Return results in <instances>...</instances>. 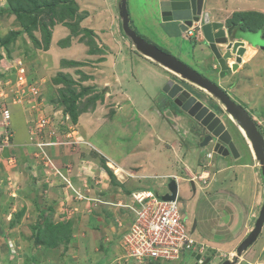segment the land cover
<instances>
[{
  "label": "rangeland",
  "instance_id": "obj_1",
  "mask_svg": "<svg viewBox=\"0 0 264 264\" xmlns=\"http://www.w3.org/2000/svg\"><path fill=\"white\" fill-rule=\"evenodd\" d=\"M262 1L264 0H249L250 4L257 2L259 5H263L260 3ZM54 3L57 5L52 7ZM78 3L79 0H0V117L5 107L8 110L13 107L15 110L11 112L9 122H6L7 129L4 125L0 127V166H6L11 176L8 178L7 174L0 178V264H195L197 261L191 252L173 261H140L126 256L121 247V243H124L123 235L130 231L132 213L119 203H131L132 193L140 189L128 174H122L123 178L118 176L108 166L106 158L100 154L96 145L90 143L93 133L101 126L94 122L96 117L98 121L108 122L114 116L107 109L111 108L110 100L105 104V97H101L104 87L97 84L89 86L82 78L84 62L92 61L83 59L81 55L77 61L67 60L58 52L60 46L66 47L69 42L74 47L82 46L86 53L97 50L96 34L88 28L91 27L88 22L90 16L93 20L94 17L90 14L85 21L88 14L82 11ZM42 4L45 8L38 11ZM14 8L18 11L13 10ZM221 8L222 6L219 9ZM56 26H59L57 31L60 34L57 32L55 35L52 32ZM61 30H64L63 34ZM152 30V35H156L154 41L160 47L167 45L161 29L157 28L159 33ZM242 32L243 38L248 42H264L261 32ZM62 35L65 36L59 39ZM189 41L178 36L175 39V51L179 46L184 47L177 52L169 50L174 56L184 58L182 53H190L192 49ZM202 44L208 45L204 41ZM192 45L196 46V58L205 56L199 50L200 42H192ZM261 65L255 68L251 65L250 78L241 79L246 85L251 84V89L245 94L228 92L251 115L254 113L259 121L262 119L259 129L264 133V62ZM93 67H90V72ZM67 68H74L78 72L77 76L71 75ZM144 76L141 75V81L136 78L132 80L133 88L130 92L140 95L138 111L150 115L153 109L148 106L146 109L144 105L153 102V98H158L156 102H161L159 94L162 93L155 94L157 85L160 84L157 78ZM156 102L153 104L155 110H158L157 107L167 109L165 103L156 106ZM168 107L172 110L174 108L172 105ZM86 115L90 120L86 128H81V132L78 123ZM156 115L162 119L160 114ZM44 118L51 121L50 126L41 129L39 120ZM0 121L3 119L0 118ZM168 122L172 125L169 120ZM136 124L125 117L120 119L117 124L119 131H116L119 133L116 135L119 138L126 133V138H129L130 133L127 132L131 130V137L135 139ZM170 125L168 124L165 132L177 134L174 129L170 131ZM191 129L197 130L199 126L195 125ZM203 129L206 131L205 127ZM110 130L105 129L95 135L103 148L120 145L112 135L109 136ZM187 130L190 131V127ZM180 131L185 139L183 131ZM6 133H9L8 140L5 139ZM23 136L29 138L32 146L17 150L19 140H25ZM191 138L192 133L187 135V143L198 147L197 154H203L205 148H200L199 143ZM49 139L56 140L55 144L60 147L61 155L48 146L46 151L52 162L44 166L47 159L44 162L40 154L41 148L36 144L40 140L48 142ZM233 139L238 140L234 135ZM2 140L5 141L4 146L1 145ZM186 145L184 142L183 146ZM243 149L245 150L244 147ZM103 152L121 164L123 156L119 152ZM10 157L14 158L12 163L7 161ZM155 159L157 164L154 168L157 173L172 172L168 163L161 158ZM227 159L223 163L224 168L237 163L236 160L231 161V157ZM256 163L257 166H253L257 170L259 162ZM200 169L210 171L211 175L206 172L198 179ZM240 169L241 166L228 168L218 177L215 175L217 169L214 160L210 168H199L197 176L193 177L199 180L197 195L192 194L193 185L189 180L193 174L186 177L183 171H178L184 177L178 183L181 202L192 204L196 200L197 208L187 207V213L190 227L198 219V225L192 231L193 237L204 241V254L198 264H203L206 258H210L208 264H222L227 259L234 261L235 257L237 259L233 264H241L244 260L246 250L241 254L237 252V247L243 240L238 241V236L233 232L238 234V230L244 228L248 219L246 207L241 206L234 194L242 175L247 176ZM17 171L21 173L16 174ZM200 185L204 187V191L200 190ZM145 188H153L159 193L169 189L168 183L166 186L161 185V181L151 182ZM209 189L213 196L211 194L209 197ZM218 191H222L223 195L217 194ZM261 207L258 209V216ZM210 223L213 226L214 223L219 224L208 235ZM229 227L231 233L227 232ZM260 244H264V236ZM255 259L256 257H252L253 263L258 260Z\"/></svg>",
  "mask_w": 264,
  "mask_h": 264
},
{
  "label": "crops",
  "instance_id": "obj_2",
  "mask_svg": "<svg viewBox=\"0 0 264 264\" xmlns=\"http://www.w3.org/2000/svg\"><path fill=\"white\" fill-rule=\"evenodd\" d=\"M79 1L80 3H78V6L82 9V11L88 14V16L86 15L85 17V21L88 19L90 14L94 17L93 20L90 16V20L88 22L91 23L89 24L91 27L88 28L93 30V32L96 34L94 36L98 40L97 50H95L94 52L88 51L86 53L85 48H83L82 46L74 47V45H71L72 43L69 42L66 47L60 46V51L58 50V52H60V56L66 57L67 60L77 61L79 55H81L83 59H90L92 61V63L84 62L83 71H81L83 73L82 78H84L85 82L90 84L89 86L97 84L104 87L105 91H103L101 97H105L103 100V102L105 101V104L110 100L111 108L107 107V109H110L112 111V114L114 115L113 118L108 122L104 120L98 121L96 117V120L94 122L98 125L101 124V126L95 133H93L94 136L91 138L90 143L92 142L94 143V145H96L97 150L101 152L100 154L106 158V162L109 164L108 166L115 170V173H117L118 176L123 178L122 174H125V176H128L127 174H129L132 175V177H135L132 178L134 179L132 180V182L138 185V188L140 190H137V192L148 190L155 191L153 190V188H145L146 185H149L151 182L153 183L155 181H161V185L166 186V184L170 181V177L172 176H177L179 178V181L181 180V178L184 179V177H181L178 174V171L180 169L186 174V177L193 174V176L190 177L189 180L193 185L192 194L197 195V181L199 182V180L193 177L195 175L197 176L196 172H198L199 168L203 166L210 168V166H213L214 160L215 168L217 169L215 175H218L219 177L224 174L226 169L233 168L234 166H241L242 169L240 170H242L247 176L245 177L244 175H242L241 181L237 184L238 188L236 190L234 189V194L238 198L241 206L246 207L245 209L247 210L248 219L244 224V228L238 230V234L235 231L233 232L236 236H238V241L244 240L245 237H247L250 231L254 228L255 221L258 217V209L259 207H261L264 201V175L262 173L260 161L256 157L250 156V150L247 146V143L243 139L238 138V136H236L238 140H234V143L237 144L239 153L237 155L228 157L232 158L231 161L236 160L237 163H231L230 166H225L226 168H224L223 163L228 161V159L224 155L216 154V156L213 155L212 158H207L205 153L201 155L200 153L197 154L198 147L193 144H189L186 141L187 135L190 134L187 129L189 128L191 123L189 124L187 123V121L184 122L179 116H173L168 109L164 111L157 107L158 110H155L153 104L157 101L158 98H153V102L150 101L146 105H144L146 109H148V107L152 108L153 113H151L150 115H144L143 113H140V111H138L137 109V106H140V103L138 102L140 100V95H133L130 92V89L133 88L132 80L136 78V80L139 81L141 75L144 76V74L145 76L150 75L155 79L157 78V81H160V84L157 85V91L155 92V94L157 95L159 93H162L159 94L161 95V102H156V106H158L162 102L165 103L163 101L166 96L164 87L166 83L175 76L167 67L150 58L149 56L142 54L136 49L134 42L122 28V18L120 15L121 0ZM161 1L163 0H127L130 17L129 23L138 35L144 37L147 41L154 43L159 47L160 45L156 41H154L156 35H152L154 34L152 29H155L157 33L160 32L159 30H157V28L161 29V33L164 36L163 40L167 41V45L161 46V48L172 54L169 49L175 51V39L178 36L183 37L181 33L182 29L179 26L180 22L169 20L168 14L163 13V11L161 10ZM217 1L219 2H216V0H204L202 10L210 14L212 21H221L225 23V28H228L229 33L231 35L237 36V38H234V40L243 41L244 44L247 45L246 49L247 51H249V53L244 59L245 61L239 66V63L234 62V58L230 59L228 72H226L220 78V76L218 75L220 72V66L218 65V62L216 61L215 56L209 46L202 44V41L204 40L200 35L197 38L186 39L190 40V46H192L190 53H188V51H186L185 54L182 53L183 57L186 59L182 58L181 56L177 57L181 60L184 59V62H186L189 66L196 69L197 71H199V73H202L209 79L213 80L215 78L214 80H217V82H215L217 84L219 82V85L227 88L230 93L233 92L237 95L245 94L248 89H251V84L246 85L247 83H245L241 79L245 77L250 78V70L253 67L255 68L258 66H262L261 64H263L264 62V51H262L258 46L251 47V44L243 38L244 34L242 31L261 32V35L264 38V30H262L261 27L251 29L250 27H244V25L242 24L244 23L243 20H245L247 16L253 18L254 21L257 20L258 24H260L261 18L262 16H264V1L260 2L263 3V5H259L257 2H255L254 4H250L249 0ZM218 3H220V5H218ZM220 6H222L221 10L219 9ZM236 22L239 23V25H237ZM58 28L59 26H56L53 29L52 33L56 35V33L58 32L57 34H60V32L57 31ZM139 29H141V31ZM63 32L64 30H61L62 34ZM64 36L65 35H62V37L59 36V39H62ZM192 42H200L199 50L202 51V54H204L205 56H203L202 58L195 57L196 46L192 45ZM183 47L184 46H179L177 51H180ZM220 47H222L221 51H224V47ZM249 49H251V51ZM257 56L258 58H256ZM250 64L252 65V68ZM92 65L94 67L92 68V72H90L89 69ZM67 70L71 75L77 76L78 72H75L74 68H67ZM184 82V87H187L194 95V97L198 99V101L202 102L204 105L208 104V102L210 101V94H208L206 90H203L202 88H200V86L198 87V85L192 82ZM13 111L15 110H13L12 107L10 113ZM156 113L160 114L159 116H161L162 119L157 118ZM124 117L137 123L134 128L136 133L135 139L131 137V134L133 133L131 130L127 132L130 133L129 138H126V133L123 134L122 137L119 136L120 139L116 135L119 133L116 132L119 131L117 124L119 123L120 119ZM253 117L257 121H259V119H257L258 117L254 113ZM0 118L3 119L2 114ZM167 119H173L175 121V124L170 125ZM89 120L90 117H88L87 115L86 117H84V119L83 117L81 118V122L78 123L79 130L81 132V128H86ZM166 121L170 125V131L174 129L177 134L169 133V131L165 132L166 127H168ZM260 121H262V119ZM180 122L185 125L187 124L188 126L184 127L182 124H180ZM1 126L2 125H0V127ZM229 127L231 128L230 124ZM105 129H111V134H109V136L112 135L113 139L118 144H120L119 146H104V148L100 146L98 136L95 137V135L100 134ZM180 130H182L183 134L186 136L185 139L181 135ZM198 138L199 137L195 134L191 139L199 142ZM184 142L187 144L186 146H183ZM32 143L34 144V141H32ZM1 145L4 146L5 141L1 142ZM30 145L32 146L29 138L26 137L25 140H19L16 145V149L22 150V148L24 149L27 147H31ZM243 147L245 148V150L243 149ZM51 148H54L53 151H55L56 153L58 151L61 155L60 147L54 146L50 147V149ZM103 150L119 152L123 156L121 164L105 154ZM204 151H209V149L205 148ZM155 158H161L162 160H164V162L168 163L169 169L172 168L170 170L172 172L167 174L157 173L154 168L157 164ZM13 159L14 158L10 157L7 161L9 163H12ZM256 161L259 162V169L257 170L255 169V166H257ZM200 162L202 164H199ZM124 163H126L125 165L127 166H124ZM0 170H4L0 171L1 179L4 175L7 174L8 178L11 177L10 171L6 169V166L3 167V165H1ZM206 172L210 174V171L204 172L200 169L199 173H201V175L197 176L198 179L202 178L203 174H205ZM17 173L20 174L21 172L17 171L16 174ZM62 188L66 187L62 186ZM200 190L204 191V187H202L201 185ZM211 191L210 189L208 190V192L210 193L209 197L212 194ZM156 192L160 195L166 193H159L158 191ZM217 194L223 195V192L218 191ZM193 202L192 204H186V206L192 209L197 208L195 206L196 200ZM195 221L197 227L198 219ZM215 224L216 223H214V226L211 223L210 225H208V227H211L208 231V235L209 233H213V228H218L219 223H217L216 225ZM195 229H193V231ZM227 232H232L230 227L227 228ZM263 236L264 226L258 239L256 240L257 242L255 241L256 243H254V245L246 250L245 254L243 255L244 260L241 264H264V244H260ZM195 239L198 242L203 243L204 245V241L202 239ZM252 257H256V259L258 260L255 259L256 261L253 263L254 260H252Z\"/></svg>",
  "mask_w": 264,
  "mask_h": 264
},
{
  "label": "water",
  "instance_id": "obj_3",
  "mask_svg": "<svg viewBox=\"0 0 264 264\" xmlns=\"http://www.w3.org/2000/svg\"><path fill=\"white\" fill-rule=\"evenodd\" d=\"M204 0H163L161 1V10L164 14H168L169 20L180 22L179 26L181 29H185L187 25H191L192 21H199L201 18L202 8ZM120 15L122 18V27L125 33L132 39L136 47L145 55H148L160 62L162 65L173 70L177 73L183 81L187 80L192 82L201 88H204L207 92L213 95L218 103L222 104L225 111L242 127L249 140H251L252 148L256 154L257 159L262 165V173L264 175V138L259 132L257 125L253 121L250 114L246 109L233 101V99L221 89L216 83L202 75L186 63L182 62L172 54L164 51L157 45L148 42L142 36L138 35L136 31L130 26L129 23V10L127 6V0H121L120 4ZM202 30L205 38L215 54L218 63L222 70H226V59L231 56L232 52L237 51V47L242 42L232 41V36L227 30L222 28V24L212 22L208 13L204 14L202 20ZM218 44L226 45V52L224 55L219 51ZM253 46H258L264 50V42L258 41V43H252ZM245 49L240 47L237 51L238 54H243ZM164 91L167 93L171 105H179L180 108L198 121L207 130V135L203 138L200 146L204 147L211 141L216 140L215 151L226 155L230 152L236 154V147L231 140L230 133L226 129V125L221 122V117L217 116L215 112L210 111L204 104L192 93L184 88L182 85L175 83L173 80H169ZM225 150L222 152V150ZM227 152V153H226ZM171 194L167 193L162 196L165 200H174L178 192V185L175 181H171L168 184ZM264 226V201L255 221L254 228L245 237V239L237 247L238 254L247 250L259 237ZM196 224L193 229H195ZM193 256L196 261L201 259L200 254L194 253ZM237 257L234 258V261ZM234 261L230 259L225 260L222 264H233ZM210 258H206L203 264H208ZM195 264H198L196 262Z\"/></svg>",
  "mask_w": 264,
  "mask_h": 264
},
{
  "label": "built area",
  "instance_id": "obj_4",
  "mask_svg": "<svg viewBox=\"0 0 264 264\" xmlns=\"http://www.w3.org/2000/svg\"><path fill=\"white\" fill-rule=\"evenodd\" d=\"M196 25L201 26L197 22L189 26L184 34L192 36ZM1 114L7 122L10 111L5 107ZM40 122L43 125L47 120L41 119ZM8 137L7 135L6 139ZM45 144L50 142H38V146ZM120 204L132 213L130 231L123 235L124 243H121L126 256L140 261H173L181 259L187 252L192 255L204 254L203 243L193 237L192 224L190 227L189 218L178 199L163 200L152 192H142L133 193L131 203Z\"/></svg>",
  "mask_w": 264,
  "mask_h": 264
},
{
  "label": "clouds",
  "instance_id": "obj_5",
  "mask_svg": "<svg viewBox=\"0 0 264 264\" xmlns=\"http://www.w3.org/2000/svg\"><path fill=\"white\" fill-rule=\"evenodd\" d=\"M202 15H201V18H200V20L199 21H192V24L191 25H187L186 26V28L185 29H182L181 30V33H182V36H183V38H185V39H187V38H197L199 35L201 36V38L204 40V42H206L207 44H208V42H207V40H206V38H205V35H204V32H203V30H202V24H203V22H202V20H203V18H204V14L205 13H207L206 11H203L202 10ZM209 14V13H208ZM209 16H210V14H209ZM210 20H211V16H210ZM212 21V20H211ZM197 22L198 23H200V25L201 26H199V25H196L195 26V32H194V34L192 35V36H190V37H187L185 34H184V31L189 27V26H192V25H194V24H197ZM212 22H217V23H220V24H222V28H224L225 30H227L228 32H229V30H228V28L226 29L225 27V23H223V22H221V21H212ZM123 28V27H122ZM124 30V29H123ZM125 32V31H124ZM233 38H232V41H238V42H242V44H240L238 47H237V51H238V49L240 48V47H243L244 49H245V51H244V53L243 54H238L237 53V51L236 52H232L231 53V56L230 57H228L227 59H226V70L224 71V70H222L221 69V66H220V64L218 63V65L220 66V72H219V76H220V78L226 73V72H228V69H229V60L230 59H232V58H234V62L235 63H239V66H240V64H242L245 60V58L247 57V55H248V53H249V51H247V45H245L244 44V42L243 41H239V40H234V38H237V36L236 35H233L232 36ZM144 38V37H143ZM145 39V38H144ZM149 42V41H148ZM203 42V41H202ZM248 42V41H247ZM151 43V42H150ZM248 43H250L251 44V47L253 46L252 45V43L251 42H248ZM135 45V44H134ZM156 45V44H155ZM208 46H209V44H208ZM220 46H223L224 47V51H221V48L222 47H220ZM135 47H136V45H135ZM159 47V46H158ZM218 49H219V51L224 55V53L226 52V45H222V44H218ZM254 47V46H253ZM161 48V47H160ZM210 48V47H209ZM136 49L138 50V51H140L137 47H136ZM162 49V48H161ZM211 49V48H210ZM164 50V49H163ZM250 51H251V49H249ZM165 51V50H164ZM212 51V50H211ZM141 52V51H140ZM167 52V51H166ZM142 53V52H141ZM169 53V52H168ZM213 53V52H212ZM142 54H144V53H142ZM171 54V53H170ZM214 54V53H213ZM145 55V54H144ZM173 55V54H172ZM146 56H148V55H146ZM174 56V55H173ZM214 56H215V54H214ZM150 57V56H149ZM176 57V56H175ZM150 58H152V57H150ZM177 58V57H176ZM153 59V58H152ZM179 59V58H178ZM215 59H216V61L218 62V60H217V58H216V56H215ZM155 60V59H154ZM180 60V59H179ZM156 61V60H155ZM182 62H183V60H181ZM160 63V62H159ZM184 63H186V62H184ZM187 64V63H186ZM234 64V63H233ZM188 65V64H187ZM234 65H236V64H234ZM165 66V65H164ZM237 66V65H236ZM166 67V66H165ZM191 67V66H190ZM168 68V67H167ZM231 68V67H230ZM171 72H172V74L175 76L174 78H172V79H170V80H173L175 83H178V84H180V85H182L183 87H184V85H183V83H185L182 79H181V77L177 74V73H175L173 70H171L170 68H168ZM194 69V68H193ZM196 70V69H195ZM197 71V70H196ZM199 72V71H198ZM202 74V73H201ZM203 75V74H202ZM205 76V75H204ZM208 78V77H207ZM209 79V78H208ZM211 80V79H210ZM185 81H187V80H185ZM211 81H213V80H211ZM214 83H216L215 81H213ZM217 84V83H216ZM221 89H223L224 91H226V93H228V95L230 96V94H229V92H228V89L227 88H224V87H222L221 85H219V84H217ZM199 87V86H198ZM184 88H186L187 89V87H184ZM201 88V87H200ZM203 90H205L204 88H202ZM190 91V90H189ZM209 93V92H208ZM167 94V93H166ZM231 97V96H230ZM232 98V97H231ZM233 99V98H232ZM216 100V99H215ZM233 101H235L234 99H233ZM236 102V101H235ZM237 103V102H236ZM239 104V103H238ZM241 105V104H240ZM204 106H207L209 109H210V111H213V112H215L216 113V115L217 116H219V117H221V122L222 123H224L225 124V122L223 121L224 119H226L225 121H227V123H226V125L228 124V127H226V129L228 130V132L230 133V136H231V140L230 141H232L233 143H234V139H233V135L236 137V136H238V138H241V139H243L246 143H247V146H248V148H249V150H250V156L251 157H256V154H255V152H254V150H253V148H252V145H251V140H249V138H248V136H247V134H246V132H245V130L242 128V127H240L239 125H238V123H236V121L225 111V108H224V106L222 105V104H220V103H218L217 102V100H216V105L214 106V107H211L210 106V103H208L207 105H204ZM244 107V106H243ZM245 108V107H244ZM246 109V108H245ZM10 111V110H9ZM246 111L250 114V112L246 109ZM190 116V115H189ZM250 116L252 117V119H253V121L255 122V124L257 125V128H258V130H259V132L261 133V135L263 136V138H264V133L259 129V125H261L262 124V122L263 121H257L256 119H254V117H253V115H251L250 114ZM191 117V116H190ZM192 118V117H191ZM11 119V113H10V118H9V120ZM45 120H47V122H45V125L43 124L40 128L41 129H43L44 128V126H45V129L47 128V127H49L50 126V120L49 119H46V118H44ZM9 120L7 121V122H9ZM0 124L1 125H4V126H6V122H5V119H4V116H3V121H1L0 122ZM39 124H41V122H40V120H39ZM229 124H230V126H231V128L229 127ZM195 125H198L199 126V129H197L198 130V132H196L197 130H194L193 131V129H191L192 127H194ZM190 131H189V133L191 134H193V137H194V135L196 134L199 138H198V140H202L203 139V137L205 136V135H207V130L206 131H204V129H202V128H204L198 121H196L194 118H192L191 119V124H190ZM6 129H7V126H6ZM9 136V133H6L5 134V139H6V136ZM8 139H9V137H8ZM7 139V140H8ZM200 140V141H201ZM39 142H43L42 140H40ZM48 142H50V144H45V145H43V146H38V142H37V146L38 147H40L41 148V150H40V154H41V156L44 158L43 160H44V162H45V160H46V163H44V165H46V166H48V164H49V162H52V160H51V158H50V156L48 155V153H47V151H46V149L48 150V146H50V147H54V146H56V144H55V142H56V140H54V139H49V141ZM199 143V146H200V142H198ZM215 145H216V140H213V141H211L208 145H206V146H204V147H202V146H200V148H208L209 149V147H210V149H209V151H206V152H203V153H205V155L207 156V158H212L213 157V154H221V153H218L217 151H215ZM234 146L236 147V149H237V144L236 143H234ZM239 153V151H238V149H237V151H236V154H238ZM38 154V153H37ZM39 155V154H38ZM221 155H223V154H221ZM232 155H235L233 152H232ZM257 158V157H256ZM50 161H49V160ZM261 164V163H260ZM261 168H262V165H261ZM58 173V172H57ZM133 174H135V173H133ZM129 175V174H128ZM129 176H131V178H135V177H132V175H129ZM171 181H175L176 183H177V185H178V183H179V178L177 177V176H172V177H170V181L168 182V184L171 182ZM169 188V187H168ZM142 192H152L153 194H155L156 196H158V197H160V198H162V196L163 195H165V194H167V193H169V194H171V191H170V189H168V191L165 193V194H163V195H160V194H158L156 191H134L133 193H142ZM133 193H132V199H133ZM180 194H179V188H178V192H177V195H176V198L174 199V200H176V199H178L179 201H180V203H181V205L183 206V210L186 212V214H187V216H188V213H187V206H186V204H184L183 202H181V200H180V196H179ZM131 199V200H132ZM163 199V198H162ZM163 200H165V199H163ZM121 203H126V202H121ZM120 204V203H119ZM122 206V205H121ZM125 208V207H124ZM196 222V221H195ZM195 222H193L192 224H193V226H192V230H193V227H194V225L196 224ZM201 255V254H200ZM202 257H203V255H201ZM194 257V256H193ZM202 257H201V259H202ZM201 259H199L197 262H199L200 263V261H201Z\"/></svg>",
  "mask_w": 264,
  "mask_h": 264
},
{
  "label": "flooded vegetation",
  "instance_id": "obj_6",
  "mask_svg": "<svg viewBox=\"0 0 264 264\" xmlns=\"http://www.w3.org/2000/svg\"><path fill=\"white\" fill-rule=\"evenodd\" d=\"M214 80V79H213ZM214 81H216L217 82V80H214ZM218 84H219V82H218ZM188 89V88H187ZM189 90V89H188ZM208 94H210V93H208ZM166 96H165V98L163 99V101L165 102V104H166V108L171 112V114L173 115V116H175V117H177V116H179V117H181V120H183L184 122L185 121H187V123H191V117L186 113V112H184L181 108H180V106L179 105H176V104H173V110L172 109H170L169 107H168V105H170V103H171V101H170V99H169V97H168V95L167 94H165ZM193 95V94H192ZM208 103H210V106L211 107H214L215 105H216V100H215V97H213V95L212 94H210V101L208 102ZM162 104H163V102H162ZM176 106V107H175ZM165 111V110H164ZM226 119H224L223 121L225 122V125H226V123H227V121H225ZM170 122H171V124H175V121L173 120V119H170L169 120ZM178 124V123H177ZM226 127H228V124L226 125ZM203 129V128H202ZM205 137V136H204ZM203 137V138H204ZM201 140V139H200ZM199 140V142L201 143L202 141H203V139L200 141ZM223 151H225L224 149L222 150V152ZM227 153V152H226ZM222 154V153H221ZM224 156H226V157H229V156H232V152H230V153H228V154H226V155H224ZM195 222V221H194Z\"/></svg>",
  "mask_w": 264,
  "mask_h": 264
},
{
  "label": "trees",
  "instance_id": "obj_7",
  "mask_svg": "<svg viewBox=\"0 0 264 264\" xmlns=\"http://www.w3.org/2000/svg\"><path fill=\"white\" fill-rule=\"evenodd\" d=\"M56 5H57V3H54L51 6L54 7ZM37 7H39V6H37ZM44 8L45 7L42 4V6L40 7V9L38 11L43 10ZM13 10H15L16 12L18 11V9H15V8ZM243 21H244V23L242 25H244V27H248V28L250 27L251 29L261 27V29L264 30V16H262L261 21H260V24H258V21L257 20L254 21V19L253 18H250L249 16H247L245 18V20H243ZM236 24L239 25V23H237V22H236ZM73 114H75V113L73 112Z\"/></svg>",
  "mask_w": 264,
  "mask_h": 264
}]
</instances>
